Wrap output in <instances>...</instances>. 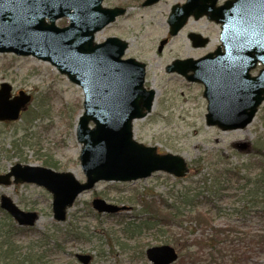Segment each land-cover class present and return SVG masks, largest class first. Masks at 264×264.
Wrapping results in <instances>:
<instances>
[{
	"label": "rangeland",
	"instance_id": "1",
	"mask_svg": "<svg viewBox=\"0 0 264 264\" xmlns=\"http://www.w3.org/2000/svg\"><path fill=\"white\" fill-rule=\"evenodd\" d=\"M142 1L103 0V6H120L126 12L96 32L95 41L111 36L123 39L128 43L123 57L146 64L145 86L155 90V100L150 113L133 122V138L155 146L161 153L180 155L189 171L182 178L159 171L135 181H99L78 195L63 222L53 220L51 195L44 188L29 183L0 185V195L10 197L25 211L38 213L32 230L17 235L16 241L19 244L42 241L47 243L46 249L59 244L57 249L46 253L47 264L69 261L79 264L75 253L90 254V264H150L145 256L146 248L165 242L154 228H136L143 218L145 203L153 208L159 200L173 198L189 187L198 195L199 204L193 212L212 211L213 227L232 229L229 235L232 242L210 264H264V237H258L264 235V219L257 213L252 196L247 194L248 188L242 187L243 180L232 178L225 171L228 167L232 171L240 169L243 175V165H257L263 158L253 146L259 149L264 145V101L244 128L221 130L206 125L202 85L189 82L175 72H166L165 66L174 59H196L213 51L219 44V24L205 17L196 20L190 17L176 35L169 36L166 19L170 8L185 0H159L149 6H141ZM67 22L61 18L56 24L64 26ZM191 32L208 38V43L194 47L187 37ZM164 38L167 41L158 52L159 41ZM257 70L258 67L251 74ZM3 82L11 86L12 94L23 90L31 95V100L19 119L0 121V173L16 161L41 165L35 154H48L58 163V170L70 171L79 181H84L78 159L81 145L75 136L76 122L82 112L81 88L48 61L0 52V84ZM25 112V117L37 113L35 120L26 125ZM30 124L27 131L22 130ZM22 134H26L25 141L30 144L23 146L18 140L24 159L5 160L7 141ZM95 197L125 208L119 213H97L91 207ZM70 225L84 232L88 241L69 238L66 229ZM182 225L194 231L192 237H205L210 231L193 220L183 221ZM199 250L203 263L209 264L207 246ZM172 264L186 263L178 258Z\"/></svg>",
	"mask_w": 264,
	"mask_h": 264
},
{
	"label": "water",
	"instance_id": "2",
	"mask_svg": "<svg viewBox=\"0 0 264 264\" xmlns=\"http://www.w3.org/2000/svg\"><path fill=\"white\" fill-rule=\"evenodd\" d=\"M102 1L0 0V52L48 61L83 92L75 135L81 144L79 163L84 182L70 171L20 162L0 174L2 185L30 183L43 187L51 195L52 217L58 222L65 220L76 197L98 181H135L157 171L181 178L188 172L180 155L159 153L155 146L133 138V121L151 111L156 92L144 86L145 63L122 58L128 47L125 40L111 36L94 41L97 31L125 12L122 7H104ZM157 1L144 0L142 6ZM216 3L186 0L171 7L169 35H175L190 16H206L220 24V44L198 59H176L165 70L203 85L206 125L221 130L244 128L264 100V0ZM59 18H67V25L57 26ZM188 38L196 47L208 41L195 33H189ZM165 42H159V52ZM258 64L257 74L251 75ZM29 100L30 95L22 90L11 97V86L1 83L0 120H16ZM91 205L100 213L124 208L100 198L92 199ZM0 208L19 226H33L38 219L36 212L20 209L4 194L0 195ZM145 254L151 264H171L177 258L169 245L151 246ZM75 257L82 264L91 259L88 254L77 253Z\"/></svg>",
	"mask_w": 264,
	"mask_h": 264
},
{
	"label": "trees",
	"instance_id": "3",
	"mask_svg": "<svg viewBox=\"0 0 264 264\" xmlns=\"http://www.w3.org/2000/svg\"><path fill=\"white\" fill-rule=\"evenodd\" d=\"M25 125L35 120L37 113H32L25 117ZM32 124L29 126H23L22 130L27 131ZM26 134H22L18 137L12 136L7 142L9 149L5 154V160H11L13 157L24 159L22 148L19 147L20 143L23 146H28L25 141ZM18 140L20 143H18ZM258 143V142H257ZM259 144V143H258ZM31 147V146H29ZM255 148L257 154H261L263 157L258 161L257 165L250 163L249 165H243L244 174L240 175V169L232 171L229 167L225 171L231 174L232 178L243 180V188L247 187V194L252 196L253 204L256 206V211L264 219V145L261 148ZM41 149V147H40ZM36 159L41 160V165L50 167L58 170V163L53 160L48 154H35ZM169 198L171 199L169 201ZM168 199H161L160 202H156L152 205L145 203L143 218L136 228L151 229L161 235L162 241L172 246H175L178 253V258H181L186 264H204L201 259L200 250L204 246H207L208 258L206 259L209 264L210 261L214 260V256L221 254L224 251L226 244L231 243L232 239L229 238L231 228L220 229L211 225V214L212 211L206 212H193V208L197 207L198 195L192 192L191 188H186L180 191L176 196ZM206 198V197H205ZM215 207V205H213ZM212 206V208H213ZM0 263L6 264H47L48 255L52 250L57 249V244L51 249H46L45 242L29 240L27 243L19 244L16 241L17 235L31 231L32 228H24L17 226L12 219L0 210ZM195 213V214H193ZM208 213V214H206ZM184 216V218H183ZM202 227H208L210 230L205 237H192L193 230L187 229L182 225L183 221H191ZM69 238L75 241H88L86 234L81 232L79 228L70 225L66 229ZM258 237H264L263 233ZM193 248H195L193 250ZM198 248V249H197ZM239 257H236V261ZM67 262L66 264H69Z\"/></svg>",
	"mask_w": 264,
	"mask_h": 264
}]
</instances>
